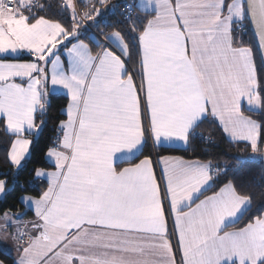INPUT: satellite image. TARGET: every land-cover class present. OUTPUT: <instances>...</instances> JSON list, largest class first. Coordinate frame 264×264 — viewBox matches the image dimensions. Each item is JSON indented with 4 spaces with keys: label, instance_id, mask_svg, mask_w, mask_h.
I'll list each match as a JSON object with an SVG mask.
<instances>
[{
    "label": "snow or ice",
    "instance_id": "obj_1",
    "mask_svg": "<svg viewBox=\"0 0 264 264\" xmlns=\"http://www.w3.org/2000/svg\"><path fill=\"white\" fill-rule=\"evenodd\" d=\"M109 11L112 30L88 35ZM50 119L47 168L30 170L46 188L0 213L15 251L0 264H264V192L169 154L218 121L264 160V0H0V200L24 189Z\"/></svg>",
    "mask_w": 264,
    "mask_h": 264
},
{
    "label": "trees",
    "instance_id": "obj_2",
    "mask_svg": "<svg viewBox=\"0 0 264 264\" xmlns=\"http://www.w3.org/2000/svg\"><path fill=\"white\" fill-rule=\"evenodd\" d=\"M118 14L116 16L110 15L107 17L106 24L114 22L115 19H118ZM98 30L101 31H111L112 29H105L104 25ZM84 39V37H81ZM246 44L255 45L250 28L248 26L247 32L243 37ZM66 103V99L62 94H53L52 100V110L49 115L53 118L57 116V110ZM246 114L247 110L245 109ZM64 116H60L59 119H64ZM57 123L56 119H50L47 129L44 131L43 136L40 141V145L35 151V154L32 157V162L27 165V168L22 173L20 177V184L24 185L22 190L20 187L17 188V191L13 196L9 197L6 201L0 200V213L4 211H10L11 213H21L25 209V205L22 204L18 197L20 195H36L39 191H43L46 187V183H41L34 177V174H30V170L33 168H47V165L44 164L42 160L41 148H44L48 142V138L55 135L53 128ZM203 133V140H197L188 150H178L169 153L170 155H176L183 157L189 160H201V161H212L220 164H227L229 166V173L227 179L223 183H227L228 180L235 179L239 184L243 182L245 188L242 189L251 192H264V176H263V164L261 159L258 156H254L249 152L242 153L239 149L243 147V143L239 146L235 142L230 141L223 134L221 128L216 122L205 121L201 128L199 129ZM240 157L239 160L235 159ZM250 157H252L250 159ZM8 167L3 160V151L0 148V171H7ZM27 181H32L31 184L26 183ZM250 185V187H249ZM218 190V187H213L211 190L205 192L204 195L211 194L213 191ZM257 205L261 202L257 200ZM32 214L31 211L27 213L28 217ZM248 217H244L236 227L243 226L247 222ZM233 229V228H229ZM4 257V251L0 249V259Z\"/></svg>",
    "mask_w": 264,
    "mask_h": 264
},
{
    "label": "crops",
    "instance_id": "obj_3",
    "mask_svg": "<svg viewBox=\"0 0 264 264\" xmlns=\"http://www.w3.org/2000/svg\"><path fill=\"white\" fill-rule=\"evenodd\" d=\"M24 61H27V60H30V59H33L32 57H29V56H24L23 58H22ZM50 68V67H49ZM54 94H60V92H56V93H54ZM244 109H246L247 110V105H246V102H245V105H244ZM217 124H218V121L216 122ZM220 128H221V130H222V126H219ZM225 136H226V138L228 139V140H230L231 141V139H230V137H228L227 136V134H225V133H223ZM174 156H176V155H174ZM178 157H180V156H178ZM185 159V158H184ZM186 160H189V159H186ZM159 171H160V169L159 168H157V174H158V176H159ZM46 188V187H45ZM216 191H218V190H216ZM212 194V193H211ZM211 194H208V195H211ZM201 199H203V196H201ZM25 207H26V205H25ZM25 210V209H24ZM13 215H15V214H18V213H12ZM34 217H33V214H30L28 217H23V219L25 220V221H27V220H31V219H33ZM228 230H234V229H228ZM0 249L1 250H3L4 252L5 251H9L10 252V254L11 255H15V251L12 249V247H11V245L10 244H7V245H5V244H0Z\"/></svg>",
    "mask_w": 264,
    "mask_h": 264
},
{
    "label": "built area",
    "instance_id": "obj_4",
    "mask_svg": "<svg viewBox=\"0 0 264 264\" xmlns=\"http://www.w3.org/2000/svg\"><path fill=\"white\" fill-rule=\"evenodd\" d=\"M113 2H115V0H113ZM78 3H81V0H78ZM78 10L83 12V11H85V8L83 6H81ZM112 14L113 13L111 11L105 13L102 17H100L98 19V22L95 24L91 21H83L82 23H83V25H85L87 27V29H89L93 33L99 34L100 30H98V27L100 28V26L102 27L103 25H105L106 21H107V17L112 15Z\"/></svg>",
    "mask_w": 264,
    "mask_h": 264
},
{
    "label": "water",
    "instance_id": "obj_5",
    "mask_svg": "<svg viewBox=\"0 0 264 264\" xmlns=\"http://www.w3.org/2000/svg\"><path fill=\"white\" fill-rule=\"evenodd\" d=\"M249 28H250V31H251V34H252V37H253L254 43L256 44L257 41H258V37H256V36L254 35V30H253V28H252L251 25H249ZM261 161H262V164H263V176H264V160H261Z\"/></svg>",
    "mask_w": 264,
    "mask_h": 264
},
{
    "label": "rangeland",
    "instance_id": "obj_6",
    "mask_svg": "<svg viewBox=\"0 0 264 264\" xmlns=\"http://www.w3.org/2000/svg\"><path fill=\"white\" fill-rule=\"evenodd\" d=\"M85 28H87L85 25H83ZM83 30V29H82ZM87 32H88V35H91L93 32L92 31H90L89 29H87ZM82 39V38H81ZM76 41L75 40H73V43H75ZM85 42H87V40H85ZM65 43H67V41H65ZM69 47H71V45L69 44L68 45ZM58 48H60V46L58 45ZM49 67H51V65H49ZM60 92V94H62L63 95V90H61V91H59ZM54 94V93H53ZM66 118V117H65ZM64 118V119H65Z\"/></svg>",
    "mask_w": 264,
    "mask_h": 264
}]
</instances>
